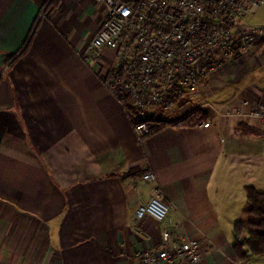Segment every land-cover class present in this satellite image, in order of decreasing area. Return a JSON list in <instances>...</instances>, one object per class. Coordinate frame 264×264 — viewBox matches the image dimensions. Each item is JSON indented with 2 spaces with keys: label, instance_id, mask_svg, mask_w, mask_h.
Masks as SVG:
<instances>
[{
  "label": "crops",
  "instance_id": "crops-1",
  "mask_svg": "<svg viewBox=\"0 0 264 264\" xmlns=\"http://www.w3.org/2000/svg\"><path fill=\"white\" fill-rule=\"evenodd\" d=\"M102 13L96 0H0V261L140 264L136 251L161 248L164 228L173 240L195 239L203 264H264V253L233 252L238 213L215 180L220 167L262 164V135L240 129L252 121L215 111L264 105V39L215 58L195 93L168 111L127 116L99 79L111 52L81 59ZM257 13L248 23L264 26V6ZM196 110L206 127L174 124ZM137 121L150 125L141 145ZM145 172L169 206L162 223L134 215L151 192ZM172 264L185 263L174 256Z\"/></svg>",
  "mask_w": 264,
  "mask_h": 264
},
{
  "label": "built area",
  "instance_id": "built-area-1",
  "mask_svg": "<svg viewBox=\"0 0 264 264\" xmlns=\"http://www.w3.org/2000/svg\"><path fill=\"white\" fill-rule=\"evenodd\" d=\"M96 1L102 6V18L83 47L81 59L89 63L94 50L111 52L107 67L98 70L99 79L127 116L131 111L150 107L168 111L177 98L197 89L198 82L214 66L215 58L223 60L244 53L264 39V26L245 21L260 9L262 0ZM42 12L43 8L37 18ZM240 105L215 113L223 118L252 121L251 128L264 139V105ZM132 131L136 144L141 145L149 136L150 125L137 121L132 124ZM142 180L152 188L134 215L162 223L169 206L161 201L152 172H145ZM160 236L161 248L136 251L140 264H172L174 256L181 257L185 264H203L195 239L173 240L164 228Z\"/></svg>",
  "mask_w": 264,
  "mask_h": 264
},
{
  "label": "trees",
  "instance_id": "trees-1",
  "mask_svg": "<svg viewBox=\"0 0 264 264\" xmlns=\"http://www.w3.org/2000/svg\"><path fill=\"white\" fill-rule=\"evenodd\" d=\"M27 47V41L17 52L8 54L3 63L10 65L19 57ZM134 111H131L133 113ZM204 114L196 110L181 120L174 122L175 125L194 126L204 119ZM164 123V122H163ZM245 134H259L253 129L241 126ZM245 202L233 224L232 249L239 259L248 255H259L264 253V193H257L252 189L245 188ZM244 233L242 239L238 237ZM244 246L246 247L244 249Z\"/></svg>",
  "mask_w": 264,
  "mask_h": 264
},
{
  "label": "rangeland",
  "instance_id": "rangeland-1",
  "mask_svg": "<svg viewBox=\"0 0 264 264\" xmlns=\"http://www.w3.org/2000/svg\"><path fill=\"white\" fill-rule=\"evenodd\" d=\"M263 3L264 0H262L261 7L264 6ZM259 10L256 11L253 15L246 17L245 21L248 22L247 19H251L254 15H255L254 17L258 16L257 12H259ZM194 93L195 92L184 94L181 97L189 98ZM202 106H206V105L203 104ZM210 109H211L210 106L203 108V110H210ZM263 143H264V139H263ZM260 146L261 148L264 149V144H261ZM244 151L245 153H251L250 150L248 149ZM215 180L216 182H218L217 184H219L222 189L227 191L229 205L231 208L234 207L235 211L239 215V212L246 198L245 190H244L245 188L252 189L257 193H264V156L262 159V164L259 167H239L235 165H232L231 167L228 168L220 167L217 169L215 173Z\"/></svg>",
  "mask_w": 264,
  "mask_h": 264
}]
</instances>
